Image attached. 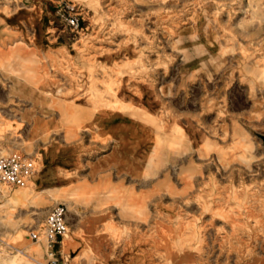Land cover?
<instances>
[{"label":"rangeland","instance_id":"obj_1","mask_svg":"<svg viewBox=\"0 0 264 264\" xmlns=\"http://www.w3.org/2000/svg\"><path fill=\"white\" fill-rule=\"evenodd\" d=\"M0 153V264H264V0H0Z\"/></svg>","mask_w":264,"mask_h":264},{"label":"built area","instance_id":"obj_2","mask_svg":"<svg viewBox=\"0 0 264 264\" xmlns=\"http://www.w3.org/2000/svg\"><path fill=\"white\" fill-rule=\"evenodd\" d=\"M74 10L73 6L65 4L61 15L70 31L79 29V14ZM35 172L36 167L31 159L17 153L8 155L0 153V188H21ZM67 228V211L64 205L59 204L48 211L43 227L30 233V238L36 241L41 237L46 239L49 248V259L46 264H60L55 257L54 248L67 233ZM66 261L65 259L64 263Z\"/></svg>","mask_w":264,"mask_h":264},{"label":"bare ground","instance_id":"obj_3","mask_svg":"<svg viewBox=\"0 0 264 264\" xmlns=\"http://www.w3.org/2000/svg\"><path fill=\"white\" fill-rule=\"evenodd\" d=\"M1 189H3V187H1L0 190H1ZM19 252H20V254H21L22 256H24V257H26V258H28V259H31V257L28 256L27 254H24V253L21 252V251H19Z\"/></svg>","mask_w":264,"mask_h":264},{"label":"crops","instance_id":"obj_4","mask_svg":"<svg viewBox=\"0 0 264 264\" xmlns=\"http://www.w3.org/2000/svg\"><path fill=\"white\" fill-rule=\"evenodd\" d=\"M42 254H43V252L36 254L37 255V258L38 259L41 258L42 257Z\"/></svg>","mask_w":264,"mask_h":264}]
</instances>
